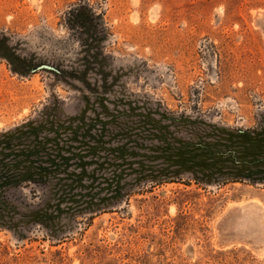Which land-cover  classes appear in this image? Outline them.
Instances as JSON below:
<instances>
[{
	"label": "rangeland",
	"instance_id": "obj_1",
	"mask_svg": "<svg viewBox=\"0 0 264 264\" xmlns=\"http://www.w3.org/2000/svg\"><path fill=\"white\" fill-rule=\"evenodd\" d=\"M0 39V140L71 157L0 191V264H264V184L168 151L264 131V0H0Z\"/></svg>",
	"mask_w": 264,
	"mask_h": 264
},
{
	"label": "trees",
	"instance_id": "obj_2",
	"mask_svg": "<svg viewBox=\"0 0 264 264\" xmlns=\"http://www.w3.org/2000/svg\"><path fill=\"white\" fill-rule=\"evenodd\" d=\"M70 17L72 27L85 32L91 40L88 46L93 49L100 31L97 25L94 24L96 16L91 9L88 6L80 5L71 10ZM8 46L5 39H0V57L9 59L7 55ZM33 70H35L33 67L26 65L25 71L22 72L29 73ZM19 72L21 71L19 70ZM54 73L63 74L59 70ZM43 132L40 134L39 131H35V134H31L29 131L23 133L21 138L19 136L16 138L15 136H9L6 140H0V147H2L0 150V191L13 183H21L28 179L32 181L35 176L43 178L48 173H55L58 167L68 166L71 157L66 156L63 150H57L54 159H46L51 150L50 144L56 139L41 138ZM53 132H55L56 137L61 134V131ZM30 137H33V140ZM229 137L237 142V144L232 143V146H230L236 150L222 153L217 149L214 152L210 147H204L202 143H179L181 147L172 148V146H169L168 151L178 152L179 156L184 159L181 162V167L185 170L193 172L194 169L199 168L203 176L207 178H197L196 180L200 183L206 181L212 183L211 177L221 175L231 178L229 180L233 182L249 181L254 184H264V131H240L238 135L230 134ZM17 138L19 139L18 142H13ZM22 138L25 140H21ZM201 151H206V153L202 155ZM197 152L200 154H197ZM202 156L210 159H204L200 163L190 165V167L187 166L192 164L197 157ZM168 158L170 157L168 156ZM80 159L83 161V157ZM7 160L14 163L11 165L6 162ZM57 160H59V164H55V162H58ZM211 160L215 162L211 164ZM196 173L198 177V171ZM2 208L3 205L0 204V209Z\"/></svg>",
	"mask_w": 264,
	"mask_h": 264
},
{
	"label": "water",
	"instance_id": "obj_3",
	"mask_svg": "<svg viewBox=\"0 0 264 264\" xmlns=\"http://www.w3.org/2000/svg\"><path fill=\"white\" fill-rule=\"evenodd\" d=\"M46 69H51V70H53V68H51V67H45Z\"/></svg>",
	"mask_w": 264,
	"mask_h": 264
}]
</instances>
